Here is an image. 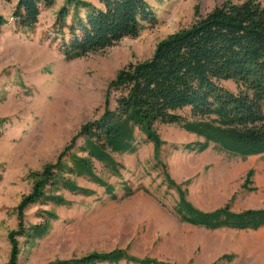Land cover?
<instances>
[{"label":"rangeland","instance_id":"obj_1","mask_svg":"<svg viewBox=\"0 0 264 264\" xmlns=\"http://www.w3.org/2000/svg\"><path fill=\"white\" fill-rule=\"evenodd\" d=\"M87 1L97 4V0ZM146 1L155 12L156 24L104 50L66 60L52 29L57 10L66 0H55L42 9L31 29L15 25L14 1L0 0V14L7 19L0 28V118L5 119L0 120V264L7 263V234L16 228V205L30 191L33 172L55 162L80 126L102 114L108 81L117 70L149 58L161 39L190 26L226 0ZM220 83L237 91L232 80ZM178 112L188 117L190 110ZM156 129L163 140L157 155L152 142L138 132L133 153H112L122 165L120 178L94 161L96 172L115 186L116 199L77 177L79 185L96 191L93 196L59 189L69 204L27 206L26 225L42 222L43 210L53 212L56 219L32 244L17 237L18 264H47L114 249L171 264H264V225L209 229L181 221L174 211L178 193L167 186L162 174L168 173L199 210L212 211L226 204L233 211L260 209L264 208L262 156L241 157L212 143L200 152L187 151L182 144L202 138L176 124L158 123ZM250 169L248 186L253 190L243 186ZM123 182L131 187V194H124Z\"/></svg>","mask_w":264,"mask_h":264},{"label":"trees","instance_id":"obj_2","mask_svg":"<svg viewBox=\"0 0 264 264\" xmlns=\"http://www.w3.org/2000/svg\"><path fill=\"white\" fill-rule=\"evenodd\" d=\"M5 1L15 2L11 17L20 29L33 28L40 11L55 2ZM156 22L146 0H97V4L66 0L57 10L52 29L59 36L63 57L69 60L104 50L124 37H135ZM5 23L7 19L0 14V28ZM222 80H232L237 91L222 86ZM186 107L190 110L188 117L178 112ZM103 108L98 118L80 126L55 162L33 172L30 191L16 205V228L7 234L10 248L6 264H18L17 237L32 244L47 233L49 221L56 219L53 212L43 210L39 213L42 222L26 225L23 211L27 206L69 204L59 189L93 196L96 191L79 185L77 177L86 178L103 188L108 198L116 199L115 186L96 172L94 161L101 163L109 175L120 178L122 165L112 153H133L138 132L152 142L157 155L163 144L156 129L158 123L176 124L202 138L182 144L184 150L200 152L212 143L241 157L260 154L264 162V0H226L190 26L168 34L149 58L117 70L108 81ZM79 137L81 143L77 144ZM252 172H247L243 185L248 190L254 189L248 186ZM162 174L167 186L178 193L174 211L181 221L209 229H257L264 225V208L233 211L226 204L212 211L199 210L168 173ZM122 189L124 194L133 192L125 182ZM121 260L171 264L138 258L122 249L47 264H116Z\"/></svg>","mask_w":264,"mask_h":264},{"label":"bare ground","instance_id":"obj_3","mask_svg":"<svg viewBox=\"0 0 264 264\" xmlns=\"http://www.w3.org/2000/svg\"><path fill=\"white\" fill-rule=\"evenodd\" d=\"M38 53H40V52L38 51L36 54H38Z\"/></svg>","mask_w":264,"mask_h":264},{"label":"crops","instance_id":"obj_4","mask_svg":"<svg viewBox=\"0 0 264 264\" xmlns=\"http://www.w3.org/2000/svg\"><path fill=\"white\" fill-rule=\"evenodd\" d=\"M262 264V263H261Z\"/></svg>","mask_w":264,"mask_h":264}]
</instances>
